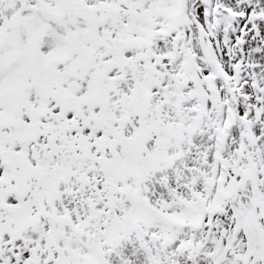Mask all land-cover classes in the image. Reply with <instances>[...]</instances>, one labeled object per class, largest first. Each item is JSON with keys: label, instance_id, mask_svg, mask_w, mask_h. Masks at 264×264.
<instances>
[{"label": "snow or ice", "instance_id": "1", "mask_svg": "<svg viewBox=\"0 0 264 264\" xmlns=\"http://www.w3.org/2000/svg\"><path fill=\"white\" fill-rule=\"evenodd\" d=\"M0 264H264V0H0Z\"/></svg>", "mask_w": 264, "mask_h": 264}]
</instances>
